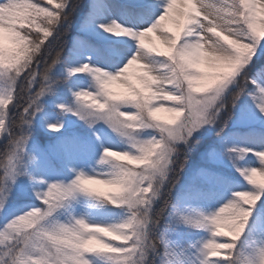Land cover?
I'll use <instances>...</instances> for the list:
<instances>
[{
  "label": "snow or ice",
  "instance_id": "1",
  "mask_svg": "<svg viewBox=\"0 0 264 264\" xmlns=\"http://www.w3.org/2000/svg\"><path fill=\"white\" fill-rule=\"evenodd\" d=\"M101 4L90 0L89 17ZM81 6L82 0H0V210L21 179L37 185L32 193L40 202L0 223V264H264V236L242 239L253 207L264 197V148L224 145L248 187L234 191L215 211L185 212L169 200L196 144L193 134L218 121L222 131L226 106L231 115L244 95L255 109L249 123L264 124V72L252 74L257 50L264 54V0H164L148 27L97 21V29L134 41V47L111 53L116 59L105 66L111 71L91 63L90 57L78 63L63 58L64 37ZM120 8L139 16L152 4L145 0ZM148 33L157 34L158 45L145 43ZM81 42L88 43L74 40V47ZM202 61L211 72L201 69ZM61 63L63 74L54 75ZM81 74L90 82L74 90L72 81ZM113 83L122 91H115ZM62 88L71 101L58 95ZM45 100L58 110L55 119L43 115ZM246 110L241 108L242 117ZM161 111L183 116L166 121L157 115ZM69 114L91 130L102 149L96 164L106 168L84 169L81 162L95 149L86 137L62 131L63 117ZM101 122L124 147L101 142L94 127ZM40 132L58 135L41 145ZM249 153L256 164H239ZM206 155L213 158L215 148ZM42 168L58 175L66 170L70 176L48 180L36 174ZM204 173L201 169L198 174ZM81 196L95 202L90 207L110 204L126 214L111 224L89 222L71 212L61 219L58 210ZM232 213L243 215L238 230ZM161 222L164 231L157 235ZM179 224L207 236L187 245L172 242L168 233Z\"/></svg>",
  "mask_w": 264,
  "mask_h": 264
},
{
  "label": "rangeland",
  "instance_id": "2",
  "mask_svg": "<svg viewBox=\"0 0 264 264\" xmlns=\"http://www.w3.org/2000/svg\"><path fill=\"white\" fill-rule=\"evenodd\" d=\"M145 0H102L101 6L97 7L96 10L92 13V16L89 15L85 18L86 20H90L87 27L81 32L90 38L88 43H79L76 47H73V54L69 57V61L73 63H78L85 60L86 57H90L91 63L105 67L106 65H111L114 62L116 57L112 56L111 53L116 51H124L127 49L129 44H132L133 47L134 41L131 37L125 36H115L109 33L103 32L95 27L97 21H106L108 19H115L119 23L128 26V27H148L151 22L155 19V16L162 11L158 6L164 3V0H148L152 4V9L144 12L139 16H128L126 15L120 8L121 4H138L143 3ZM103 4L108 5V9L103 7ZM176 7H180L177 5ZM168 27L174 28V25L171 21L166 20L164 22ZM84 24V23H83ZM27 22H25L24 26H27ZM19 23L17 27H19ZM219 31V30H218ZM156 33H148L147 39L145 43H156L159 42L156 40ZM81 40V39H75ZM84 41V40H83ZM5 45L6 47L11 46V41L9 39V34L5 33ZM91 45V46H89ZM259 54V50H257V55ZM200 67L202 70L211 72L212 69L208 66L204 61L201 62ZM105 70L111 71V67H105ZM258 75V74H257ZM89 78L86 74H81L80 76L73 79V89L75 87H87L89 84ZM112 88L115 91H122L120 86L117 83H113ZM72 99V97H71ZM52 112H44L43 115L48 119L56 118V111L54 110V105ZM246 112L244 116L239 114L235 126H239L242 128H251L255 129L254 132L247 130L251 135H243L240 137L241 139H225L223 142V150L224 145H239L244 147H251L254 149L264 148V124L260 122L249 123V121L254 120V116L252 113L255 112V109L252 107L251 102L246 107ZM163 120H173L175 118L178 121L182 118L183 113L179 115L175 113L161 111L157 113ZM41 116H39V120ZM65 121L64 129L62 131H66L68 133H76L74 130L76 126L82 124L81 126L85 128L86 136L89 135L90 140L94 141V149L95 154L90 155L89 158L84 159L81 163L86 171L90 170V167H96L99 169L100 167L106 168L107 166H100L96 164V160L99 158L98 153L102 151L98 147V143L91 135V130L88 126L83 122L78 120L76 117L71 116L70 114L63 117ZM97 129V135L101 137V142L106 146H111L116 149L124 147L123 141L117 136L116 133L112 132L111 129L107 128L106 125H103L102 122L98 123L94 126ZM204 127V126H203ZM202 127V128H203ZM146 131V130H145ZM196 133V132H195ZM254 133V134H252ZM77 134V133H76ZM52 135H58L53 133ZM141 135H144V132H141ZM208 164L220 166L224 169H227L231 175H226L225 173H221L218 169H213L209 167H201L198 169L196 175L198 178L204 182H206L207 186L204 188L197 187L195 189L187 190L183 192L177 201V207L181 211H190L191 209L199 210L205 214L209 212L215 211L219 208L223 203H225L228 199L232 198V193L237 190L246 189L248 186L241 179L239 173L235 171L232 166V163L229 161L225 153L216 152V155L213 158L208 157ZM255 157L249 153L243 160H240L238 163L244 166L255 165L256 164ZM77 166H81L78 164ZM201 169L205 170L203 175L198 174ZM37 175L44 176L48 180L54 179H66L70 176L66 170L62 171L61 174H57L48 169H39L36 172ZM259 179V177H257ZM37 185L29 186V184L21 179L18 181L17 185L14 189L26 190V192L32 197L33 201L30 204H22V203H7L6 207L3 210H0V223L6 221L11 218L13 215H16L20 211L26 209L29 205H39V201L36 200L34 194L32 193V187H36ZM90 186L97 188H105V185L102 184H91ZM39 188H43L44 184H39ZM95 202L89 200L86 197H78L76 201H74L68 209L58 210L59 217L61 219L65 218L69 212L74 215H83L89 222L102 223V224H111L118 223L125 216V210L123 208H117L110 204H105L98 207H90L89 205ZM221 231H226V229L221 228ZM247 234L249 235V239L254 236H264V217L255 216L251 219V224L247 226ZM207 236V233L204 230L194 229L190 226L179 224L175 226L174 231L168 233V238L170 241L178 243L180 245H187L190 242L197 241L198 239Z\"/></svg>",
  "mask_w": 264,
  "mask_h": 264
},
{
  "label": "trees",
  "instance_id": "3",
  "mask_svg": "<svg viewBox=\"0 0 264 264\" xmlns=\"http://www.w3.org/2000/svg\"><path fill=\"white\" fill-rule=\"evenodd\" d=\"M90 0H82V6L80 9L77 10L75 15L72 18V23L70 28L68 29L67 35L64 37V53L63 58L65 60H68L69 57L73 54L74 47L73 42L75 39H82L84 41L91 40L87 36H85L81 32V25L84 23L85 18L89 15L88 13V4ZM123 5V4H121ZM28 26V25H27ZM25 26V27H27ZM33 31L36 30V26H32ZM52 56H55V49L51 52ZM259 59H256V57H253L254 60V66H252V74L257 75L260 72H264V54H258ZM50 62V61H49ZM54 75H62L63 74V63L58 64L53 69ZM58 95L61 96L62 99L71 101V94L67 91L66 88H62L58 90ZM238 106L231 109V115H229V109L226 106L224 110L221 112V120L226 121L224 124V128L221 131L219 121L215 125H205L203 128H201L199 131L193 134V139L196 140V144L193 148V150L188 155L187 163L184 167V170L180 174V178L173 189L171 195L169 196V200L177 205V201L179 196L191 189H195L197 187L204 188L206 187L207 183L200 180L198 176L196 175L198 169L201 167H209L213 169L220 170L221 173H225L226 175H231V173L220 166L216 165H210L208 164V156L206 155L207 152H209L211 149L215 148L216 152L223 153V144L221 143V139L223 138V142L225 139H241L243 135H251L247 130L251 128H242L239 126H235V122L241 113L242 107H247L250 103V100L248 97L242 95L240 100L237 102ZM53 106L50 101L45 100L44 105V112H52ZM39 116L37 117V120L39 121ZM82 124H79L75 127V131L78 135H81L83 137H86L90 143L92 148L94 149V141L90 140L89 135L86 136L85 128L81 126ZM219 133V134H218ZM254 134V133H252ZM56 135L51 136H45L43 132H40L38 134V143L41 145L52 142L55 140ZM33 199L32 197L26 192V190H19V189H13V194L9 198V203H22V204H30L32 203ZM157 208L159 207V201H157L156 205ZM168 211H171V208L166 210V213ZM262 216L264 217V197H261L260 200L256 202V205L253 207V215L250 218H254L255 216ZM164 231L163 223L157 225L155 229V233L157 235L161 234ZM244 240H249V235L247 234V231L245 232V236L242 238Z\"/></svg>",
  "mask_w": 264,
  "mask_h": 264
},
{
  "label": "clouds",
  "instance_id": "4",
  "mask_svg": "<svg viewBox=\"0 0 264 264\" xmlns=\"http://www.w3.org/2000/svg\"><path fill=\"white\" fill-rule=\"evenodd\" d=\"M234 217V223L232 226L238 230L242 226V220H243V215L242 214H237V213H232Z\"/></svg>",
  "mask_w": 264,
  "mask_h": 264
}]
</instances>
